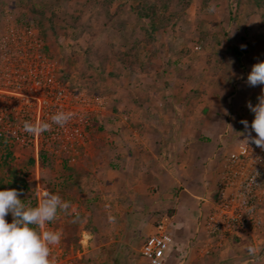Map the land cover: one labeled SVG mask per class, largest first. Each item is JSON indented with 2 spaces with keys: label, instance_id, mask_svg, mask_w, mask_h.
I'll use <instances>...</instances> for the list:
<instances>
[{
  "label": "rangeland",
  "instance_id": "rangeland-1",
  "mask_svg": "<svg viewBox=\"0 0 264 264\" xmlns=\"http://www.w3.org/2000/svg\"><path fill=\"white\" fill-rule=\"evenodd\" d=\"M152 7L158 16L144 19L143 9L150 12ZM12 23L39 33L46 54L57 62L59 75L60 71L69 75L60 77L64 86L73 93L85 91L106 100L105 108L91 117L87 141L74 157L57 146L58 153L41 154L37 161L33 149L0 138V168L6 151H11L9 166L16 170L15 178L5 181L6 188L21 190L19 198L26 206H36L41 190H47L75 208V212H59L41 229L61 231L59 244L65 254L56 256L61 261L69 258L71 264H84V230L88 228L84 229V209L89 210L84 207V159L88 160L92 139L127 130L135 102L147 97L142 90L134 94L135 88L160 86L161 73L183 71L184 55L192 53L196 56L184 71L215 72L214 57L208 53L214 40L246 42V78L253 61H264V0H0V37ZM257 87L248 85L247 90ZM229 139L214 152L209 184H216L225 156L235 148L236 139ZM11 219L6 216L7 222ZM259 224L246 233V245L251 247L246 249V264H264ZM69 237L77 238V243H66Z\"/></svg>",
  "mask_w": 264,
  "mask_h": 264
},
{
  "label": "crops",
  "instance_id": "crops-1",
  "mask_svg": "<svg viewBox=\"0 0 264 264\" xmlns=\"http://www.w3.org/2000/svg\"><path fill=\"white\" fill-rule=\"evenodd\" d=\"M211 43L215 72L187 73L196 53L184 55L183 71L162 72L158 87L135 88L147 97L135 102L127 130L92 139L84 159V264H150L141 246L164 216L173 237L166 264H246V233L205 228L219 180L207 178L225 138L236 139L235 147L244 133L240 121L251 124L247 103L261 86L247 90L245 41ZM259 219L264 238V202Z\"/></svg>",
  "mask_w": 264,
  "mask_h": 264
},
{
  "label": "built area",
  "instance_id": "built-area-1",
  "mask_svg": "<svg viewBox=\"0 0 264 264\" xmlns=\"http://www.w3.org/2000/svg\"><path fill=\"white\" fill-rule=\"evenodd\" d=\"M105 103L104 97L95 98L85 91L73 93L64 86L57 62L46 54L37 31L12 23L1 33L0 138L33 149L37 161L41 154L58 153L57 146L74 157L87 141L91 117L103 110ZM61 110L75 113L63 127L53 124L38 136L22 131L25 120L51 123V116ZM248 147L239 140L224 158L217 200L205 223L210 234L240 235L258 225L264 202V151L251 141ZM168 227L169 218L164 216L141 246V255L150 264H166V251L173 243ZM64 254L60 244L51 247L56 264H71L67 257L65 261L57 259L56 255Z\"/></svg>",
  "mask_w": 264,
  "mask_h": 264
},
{
  "label": "clouds",
  "instance_id": "clouds-1",
  "mask_svg": "<svg viewBox=\"0 0 264 264\" xmlns=\"http://www.w3.org/2000/svg\"><path fill=\"white\" fill-rule=\"evenodd\" d=\"M246 82L249 86H264V61L251 66ZM257 100L255 105L247 103L253 119L250 125L247 120L240 121L244 125V133L240 135L244 138L239 140L247 147L251 141L264 151V87ZM74 115L72 111L61 110L51 116V123L25 120L22 131L38 136L50 130L53 124L63 127ZM252 132L256 135L253 136ZM20 191L16 188L0 189V264H56L51 247L60 243L62 233L60 230L41 229H44L46 222L53 221L59 212L69 209L75 212V208L59 194L47 190L42 192L36 206H26L19 198ZM8 215L12 217L11 222L6 221Z\"/></svg>",
  "mask_w": 264,
  "mask_h": 264
},
{
  "label": "trees",
  "instance_id": "trees-1",
  "mask_svg": "<svg viewBox=\"0 0 264 264\" xmlns=\"http://www.w3.org/2000/svg\"><path fill=\"white\" fill-rule=\"evenodd\" d=\"M143 10H144V13H143V16L142 17L144 19H147L149 21H152V18L158 16V13H157L158 11H157L156 7H152L150 9V12L146 8H144ZM48 40L51 41L52 40L51 37L48 38ZM60 75H61L60 77H62L64 79L69 78V75L67 73L64 75V72L63 71H60ZM11 156H12L11 151H6L4 164L0 168V189L6 188L5 181L7 179L15 178V172H16V170L13 169V168H11L9 166V164H10L9 163V160H10ZM42 162H45L44 157L42 158ZM71 241L77 243V238L69 237L68 239H66V243H70Z\"/></svg>",
  "mask_w": 264,
  "mask_h": 264
}]
</instances>
